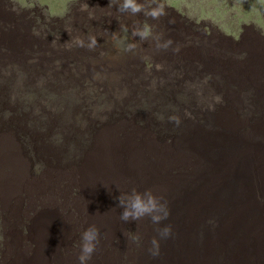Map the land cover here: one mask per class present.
<instances>
[{
    "label": "rangeland",
    "instance_id": "rangeland-1",
    "mask_svg": "<svg viewBox=\"0 0 264 264\" xmlns=\"http://www.w3.org/2000/svg\"><path fill=\"white\" fill-rule=\"evenodd\" d=\"M122 2L0 0V264H78L90 225L88 264H264V0ZM132 188L168 206L158 256Z\"/></svg>",
    "mask_w": 264,
    "mask_h": 264
},
{
    "label": "clouds",
    "instance_id": "clouds-1",
    "mask_svg": "<svg viewBox=\"0 0 264 264\" xmlns=\"http://www.w3.org/2000/svg\"><path fill=\"white\" fill-rule=\"evenodd\" d=\"M89 9L88 3H83L80 6L81 11H87ZM118 11L121 13H130L137 15L143 12L145 16L151 17L152 19H158L165 14V6L158 4L155 7H147L145 4L140 3L139 0H123L118 6ZM133 35L139 36L142 40L147 39L149 36V29L145 25L142 29L137 28L134 30ZM75 45L79 47H87L93 49L97 45V39L95 36L88 37V43H85L83 38L77 37L74 41ZM171 44V41H167L164 45H158V47L167 48ZM135 47L134 44L128 46L129 50ZM157 69L161 68V65L156 66ZM216 103L222 102L220 96H216ZM209 108H214V105H209ZM186 115L191 116L190 112H186ZM171 121H174L177 126L181 123V120L177 116L170 117ZM119 204L118 207L122 209L121 220L125 222L139 221L147 217L151 220L154 225H157V232L159 239L153 237L151 240V248L149 251L153 256H158L160 253V241L169 239L173 236L172 226L165 225L159 227L162 221L167 220L170 212L166 202H164L162 196L156 195L151 189L145 191H138L136 188H132L131 191L123 193L117 197ZM100 239V231L95 225L87 227L82 235L80 242V254L77 257L78 264H88L93 254L97 250ZM138 240L139 237H135Z\"/></svg>",
    "mask_w": 264,
    "mask_h": 264
},
{
    "label": "trees",
    "instance_id": "trees-1",
    "mask_svg": "<svg viewBox=\"0 0 264 264\" xmlns=\"http://www.w3.org/2000/svg\"><path fill=\"white\" fill-rule=\"evenodd\" d=\"M154 105H155V103H154ZM162 106H163V105L161 104V102L158 103V105H157L155 111H158V108H160V107H162ZM153 108H155V107H153ZM149 109H150V108H149ZM36 120H37V119H36ZM37 122H38V124H40V121L37 120Z\"/></svg>",
    "mask_w": 264,
    "mask_h": 264
}]
</instances>
